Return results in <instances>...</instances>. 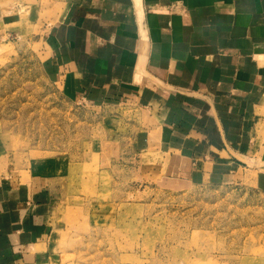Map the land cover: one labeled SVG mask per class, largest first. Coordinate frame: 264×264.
Segmentation results:
<instances>
[{
  "label": "crops",
  "instance_id": "obj_1",
  "mask_svg": "<svg viewBox=\"0 0 264 264\" xmlns=\"http://www.w3.org/2000/svg\"><path fill=\"white\" fill-rule=\"evenodd\" d=\"M11 37L67 100L134 110L142 163L264 194V0H0V62ZM47 173L0 132V264L63 262Z\"/></svg>",
  "mask_w": 264,
  "mask_h": 264
},
{
  "label": "rangeland",
  "instance_id": "obj_2",
  "mask_svg": "<svg viewBox=\"0 0 264 264\" xmlns=\"http://www.w3.org/2000/svg\"><path fill=\"white\" fill-rule=\"evenodd\" d=\"M10 41L0 132L60 188L61 264H264L263 193L179 182L142 163L134 110L67 100L31 41Z\"/></svg>",
  "mask_w": 264,
  "mask_h": 264
}]
</instances>
